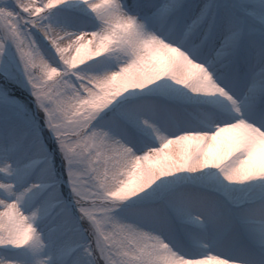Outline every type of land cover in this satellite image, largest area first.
Here are the masks:
<instances>
[{
	"label": "snow or ice",
	"instance_id": "6c2138e0",
	"mask_svg": "<svg viewBox=\"0 0 264 264\" xmlns=\"http://www.w3.org/2000/svg\"><path fill=\"white\" fill-rule=\"evenodd\" d=\"M0 264H264V0H0Z\"/></svg>",
	"mask_w": 264,
	"mask_h": 264
}]
</instances>
